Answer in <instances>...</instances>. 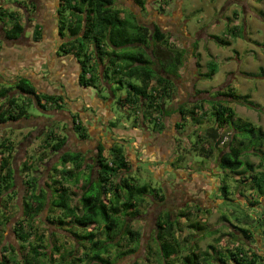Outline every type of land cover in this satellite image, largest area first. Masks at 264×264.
Segmentation results:
<instances>
[{
    "label": "trees",
    "instance_id": "trees-1",
    "mask_svg": "<svg viewBox=\"0 0 264 264\" xmlns=\"http://www.w3.org/2000/svg\"><path fill=\"white\" fill-rule=\"evenodd\" d=\"M133 1L142 10H145V0ZM60 3L66 6V9L75 11L72 12L75 15H72L75 24L70 30L68 29L66 34L69 40L62 42L58 48L60 52H57L74 56L79 54V51L84 53L82 62L77 59L81 86L96 88V84H100L106 91L108 90L107 86H110L109 93L113 94L112 84H109V68L104 64L103 59H106L107 56V63L116 60L127 61L128 64L125 68L113 69L112 81L118 85L117 88L123 87L122 83L125 78H129L128 80L133 78L136 81H127L128 91L125 97L118 99V104L140 110L137 116L142 122L149 123V121L155 120L154 129L161 130L163 124L159 120H161V116L171 112L166 110L165 114L164 106L167 105L174 89L170 84H174L173 81L179 78V70L186 59L185 50L171 44L168 36H165L158 27L151 31L139 24L133 14L121 15L123 10L114 6L115 0H61ZM159 10L163 11L162 8ZM5 19L10 24L4 32L5 37L8 40L17 39L23 30L20 14L16 10L8 11L0 6V20L4 24ZM58 22L59 32L62 35L63 23L60 22V19ZM228 32L233 37L242 36V32L235 25L228 26ZM34 35L35 39L40 38L38 25L35 27ZM210 37L219 45L230 44L227 39H222L217 35H210ZM126 47L131 48L132 52H126ZM210 65L209 61L207 67L210 68ZM215 71V69L210 70L204 75L212 77ZM218 95L250 107L257 106L249 100L248 95L240 96L231 87L218 92ZM19 96L22 99H19ZM41 100H44V103H41ZM31 101L44 114H47V110L61 109L63 104L62 96L37 93L28 80L21 77L13 85H0V126L7 122L28 119L31 114H29L27 106ZM211 107L213 111L210 114L215 125L208 127L206 136L196 135L193 148L201 153L202 157H210L215 148L218 149V144L221 143V136L218 135L217 129L227 125L232 127L233 134L224 148L220 149L217 165L222 170H229L241 175L242 177L239 179L242 184L250 182L258 188V194L264 197V169L249 173V175L246 174L252 170V165L248 161L242 160L244 149L234 144L240 135L243 139H248L251 145L254 143L253 149L255 150L257 146L262 145L263 141L260 129L235 118V111L226 99L212 100ZM179 112L183 122L189 118L195 125H200V119L206 114L202 106L196 104L189 107L183 105ZM71 120L72 130L77 133L79 138L86 140L84 124L74 115L71 116ZM110 125L112 126L113 122ZM176 126L179 128V123ZM34 132H37V135L43 133V144L40 148H45V150L34 157L30 155L26 157V160L24 158L25 161L23 160L21 167L17 169L22 178L20 185L22 187L21 209L23 216L12 225L11 229L16 242H18V247L1 240L0 264H8V262L11 264H50V261L53 260L52 254L59 252L62 248L60 240L55 239L57 233H48L49 240L46 245H43V234H38L30 241L32 230L35 229L34 220L44 210L47 212L43 223L46 222L56 227L55 221H57L60 227H67V229L60 228L59 230L64 231L66 237L74 242L73 248L67 252L69 256L73 255L79 245L83 247L82 258L77 257L76 261L83 262V259H90L97 264H111L109 258L103 257V254L108 255L110 243H113V247L120 246L119 242L115 241L118 233H122L123 237L127 239V249L118 251L120 254L117 256L122 257L134 253L141 233L131 227L130 220L139 215L138 207L146 202L145 199L149 196V191L147 192L146 186L136 187L133 183V177L128 174L132 166L123 146L114 144L107 148L105 155L103 153L105 147L99 145L98 157L91 160V165L87 162L88 160L86 161L83 152L62 151L65 137L63 134H57L55 129L45 126ZM34 138L36 139V137ZM239 142L240 144L244 143L243 140ZM46 150L51 155L59 154V156L47 172V180L41 184L38 166L44 164L49 158L45 154ZM0 154L2 155L0 161V222L6 224L11 219L6 216L5 211L17 199L20 191L16 184V169L13 164L15 146L8 136L0 138ZM180 160L181 157L175 162ZM94 165L97 167V175L91 177L90 169ZM242 166L245 168L240 170ZM260 167H262L261 164ZM84 170L87 171L85 175ZM82 173L85 179L80 185L82 191L78 197L79 205H72L74 190L78 186ZM150 191V195L154 194L155 198H163L158 189L151 188ZM219 191L224 199L228 200L229 189L224 180H222ZM259 202L254 200L251 204L255 205ZM180 215L185 216V213H180ZM163 216V220H160V216L157 220L154 237L163 264H175L173 262L175 258H180L181 264H211L216 259H224L225 254L213 244H209L208 248L215 253L216 257L208 250L199 256L194 249H191L192 244L189 245V253L183 256L181 254L182 245L175 235L176 232L181 231L178 218L173 220L168 213ZM99 222L103 223L105 240L97 238L96 229ZM256 222L264 225V209L263 218L256 219ZM189 227L198 231L202 229L199 222L190 223ZM77 230L84 231L81 233ZM240 231L245 238L251 236L247 228H241ZM229 234L234 235L233 233ZM34 235L36 234L34 233ZM84 243H87L88 246ZM132 244L136 246L131 247ZM242 245L237 244L231 250L226 249L229 259L235 264H256L260 257L259 254L250 250L249 247L245 249ZM15 249H17V254H15Z\"/></svg>",
    "mask_w": 264,
    "mask_h": 264
},
{
    "label": "rangeland",
    "instance_id": "rangeland-1",
    "mask_svg": "<svg viewBox=\"0 0 264 264\" xmlns=\"http://www.w3.org/2000/svg\"><path fill=\"white\" fill-rule=\"evenodd\" d=\"M18 1L22 2L25 0H3V2H1L2 5L0 6L3 9L11 11L9 8L12 9L13 4ZM55 1L57 2V0H54V3L52 4L54 7ZM152 1L153 0H145L147 3V9L144 11L139 10V8L129 0H116L114 6L123 10V16L135 13L137 20L141 23H147L148 21L154 22L157 20L161 27L168 28L170 25L165 22V19L161 17L158 19V16L156 14L153 15L151 10L153 7L155 9L163 7L162 10L167 11V6H163L162 2H165V4L171 2L169 13H172L174 10H177V8H174L173 4L178 0H156V6L153 5L155 2ZM4 3L6 4V7H4ZM52 5L48 6L50 11H54ZM180 5L182 12H180L181 15H179V17H181L182 21H187L188 27L192 33L191 35L195 33L194 28L199 25L195 38L197 40L196 48L201 47L202 51L197 63L199 64L198 70L194 65V61L191 60L188 65V61L186 63L184 62L179 70V78L174 80L176 85L171 83L170 86L171 88H174V93L176 88L182 92L183 84H185L186 88L192 87V89L194 85V89L198 92V96L197 99H193L192 102H196L197 106L201 105L203 110L206 111V114L200 119V125H195L189 120V118L183 122L180 115L172 111L167 118L159 120L160 123L163 124V128L158 132L160 135L152 136L153 139L148 143L149 146H146V149L151 152L150 155L152 159H150L142 148L136 149L135 146H131L130 144V141L141 143L143 140L142 138H146L141 129L143 127V122L139 116H137L138 111L136 112V109L133 107L130 108L118 104V99L125 97L128 91L127 81L135 82L136 80L133 78L130 80H128L129 78L123 79L122 88H117L118 85L112 81L113 69L125 68L128 64L127 61L116 60L108 62V64L106 60L107 56L105 57L106 59H103V61H105L104 64L108 65L107 68H109V84H112L113 94H110L109 91L107 92L104 86L100 84H96V88H82L84 91L89 92V95L92 94L94 96V94H98L103 101L111 100L110 103L107 104V107L113 113L111 120L112 122H115L116 128L120 129V133H114L115 131L113 128H110L109 126L98 125L99 128L104 130V133L107 136L105 140L108 145H110L113 140L117 141V135L119 134L125 133L133 135L135 132V127L133 128L135 125L133 118L135 119L138 117L135 122H137L136 124L138 126H136L140 129L139 138L132 136L127 139L128 137H125V141H122L123 144H120L118 141L119 144L123 146L124 150L125 147H129L130 149L128 155H130L129 160L132 168L128 174L133 177V183L136 187L146 186L149 195L151 194L150 189L156 188L159 190V193L165 197L163 200L154 197L153 200L154 202H157V204L149 206V196H147V199H145L146 202L138 207L139 214H141L130 220L131 227L139 230L142 236L141 244L135 253L130 256L124 255L122 258L117 256V254H120L118 251L127 249V239L123 237L122 233H118L115 241H118L120 246L113 247V243H110L111 246L108 248V255L103 254V257L107 259L109 258L111 264H163L158 253L156 242L153 241L154 226L151 224L154 211H159L158 215H162L160 216V220L164 219L163 215L166 213L170 214L173 220L178 218L181 231L176 232L175 235L178 237L182 245L181 254L183 256L189 253V245L191 244V249H194L199 256H201L202 252L206 250L212 252V250L208 248V245L213 244L225 254V257L222 260L216 259L212 261L211 264H235L229 259L226 249L231 250L237 244H243L242 246L245 249L249 247L250 250L259 254L260 257L256 264H264V225H260L256 222V219L261 220L263 218L264 197L258 194V188L254 187L250 182L242 184L240 182L241 175L230 172L229 170H222L217 165L220 149L224 148L225 144L233 134L232 127L227 125L217 129V133L221 136V141L224 140V143H219L217 146L218 149L215 148L210 157H202L201 153L193 148V142L196 140V135L206 136L208 127L215 125L213 117L210 114V112L213 111V108L211 107L212 100L217 101V99H226L235 111V118H239L242 122H248L251 125H255L262 133V145L257 146L255 148L256 151L253 149L254 143L251 145V143L248 142V139H243L240 135L234 142L235 145H239V148L242 147L244 149L241 156L242 160L248 161L252 165V170H249L246 174L249 175V173L251 174L255 171L264 169V14H261L264 13V0H182ZM65 7L66 6L61 4L58 9L59 15L57 16V19L58 21L60 19V22L63 23L64 29L62 35L59 34V36L66 40L68 29L70 30L75 24L73 20V16H75L73 13L75 11L73 9H66ZM18 13L21 15L20 11ZM51 15H53V13H51ZM82 23L84 24V22ZM232 25H235L242 32V36L233 37L229 34L228 26ZM54 33V30H49L45 33V41L37 42L39 43L38 48H41L40 50H46V53L53 51V48L56 46V35H54ZM210 34L217 35V37L222 39H227L230 44L224 46L219 45L212 40H208ZM27 36H30V33H27L25 37ZM202 38H206V40H201ZM171 41L180 45V41L178 40L175 42L174 39H171ZM188 42L189 41L187 40L184 41L186 47H192ZM15 45H17V48L23 46L19 41ZM9 48L10 47H8V49ZM126 48V52H132L131 48ZM195 49L192 50L194 51ZM58 52L60 51L58 50ZM188 57L190 60L191 56L188 55ZM61 58L62 60L65 58V64L69 61L72 63L68 56ZM75 58L82 62L84 53L79 51V54H77ZM9 59L11 60L12 57L10 56ZM57 59L53 61L54 64L50 66L49 71L54 70L55 72L59 71L60 73L61 70L59 69H63L62 63L57 61ZM71 59H73V57ZM206 61H210V68L207 67ZM37 63L38 61L36 60L35 64L37 65ZM59 65L60 67H57ZM186 65L187 69L185 68ZM214 69L216 71L212 77H206L204 75L208 71ZM44 70H38L40 79H44L47 74V70L45 68ZM8 72L9 71H5L7 74ZM62 74L68 83L76 84L78 66L77 70L76 68H64L63 71H61L60 76ZM183 77H185V80H183ZM31 83L33 84V82ZM136 83L138 84L139 80ZM227 87H231L235 93L240 96L248 95L249 100L253 101L257 106L255 108L250 107L235 101L233 102L229 98L219 96L218 92L225 91ZM111 95L114 96L112 97ZM19 99L22 98L19 96ZM65 105L66 104H64V106ZM190 105L192 104L187 103V107ZM64 106H62V108H65ZM27 110L29 114H31L29 116L30 120L18 123L16 124L17 126L24 123L26 126L32 124L35 125L37 121L34 120L33 117L41 116L48 119L51 115V112L49 111L48 114L40 112L32 101L27 106ZM44 121L46 122L47 120ZM154 121L155 120H152V122L149 121V123H147L149 125L148 128L152 131L154 129ZM177 122L180 125L179 128L176 126ZM88 124L90 128L96 126L93 119H91ZM2 126H4L5 129L0 131V138L8 136L12 139V143H14L15 146H18L19 141L24 138V135L22 134L23 132H16L15 127L9 128L7 125ZM86 127V130L89 132V127ZM51 128L55 129L58 134H64L65 131L69 132L68 147L70 149L75 147L77 150H83L85 158L91 157L93 156V153H95L92 149V147H94V142L91 140V136L94 137L93 139L96 138L91 133L85 131L87 139L76 140V138H74L75 136H73V131L71 130L70 132L67 130V127H63L61 123H58V125L56 123L55 125H52ZM28 133L29 134L25 135L28 137L26 142H23L26 147L24 145V147H21L22 153L19 152V149H15V162L17 165L21 161L20 158L22 155H33L32 157H34L41 151L45 150V148H40L41 144H43V133H40V135H37V132ZM34 137H36V139ZM171 137L173 138L172 143H170L169 140ZM240 140H243L244 143L240 144ZM118 142H116L117 145ZM170 146L173 148H170ZM23 148H25L26 151H23ZM163 149L166 153H163ZM106 152L107 147L104 149L103 153L106 155ZM124 152L126 153V151ZM171 152L173 155L175 154V156L171 157L168 154H171ZM45 154L49 158L44 164L38 166L39 181L41 184L43 181L47 180L46 176L50 169L49 167H51L58 159V155H51L47 150ZM179 157H181V160L175 162ZM169 158H171L176 165H174L175 172L174 170L170 171L167 169L170 162L164 164V161ZM260 164L262 167H260ZM244 168L245 167L242 166L240 170H243ZM86 172L87 171L85 170L83 171L84 175ZM83 173L79 179L78 186L74 190L71 202L72 205H79L78 197L82 191L80 185L83 184L85 179ZM124 175H126V173H124ZM162 179L163 181L166 180L165 185L162 183ZM222 180L225 181L229 189V194L227 195L228 200H225L219 191V187L222 185ZM167 189L169 190L167 191ZM151 196H154V194ZM254 200L260 202L253 205L254 203H251ZM21 203V199L14 200L10 208L5 211L6 216L10 217L11 220L6 224L0 222V241L2 240L4 243H11L12 245L15 244L16 247H18V242H16L11 228L12 225L23 216ZM146 208L148 209L146 210ZM46 212L47 210H44L34 220L35 229L34 231L32 230L30 241L38 234H43V245H46L49 240L48 233H57L55 239L60 240L62 248H60L59 252L52 254L53 260L50 261V264H97L90 259H83V262L76 261L77 257L82 258L81 250H83V247L80 245L81 249H79L80 247L78 246L72 256L67 254V252L73 248L74 242L66 237L67 235L64 231L59 230L60 228L67 229V227H60V224L57 221H55L56 227L46 222L43 223ZM183 212L185 213V216L180 215V213ZM194 222L200 223L202 227L200 231L189 227L190 223ZM241 228L249 229L251 236L245 238L240 231ZM80 230H82V228H80ZM80 230L77 231L81 233L84 231ZM34 233L36 235H34ZM229 233H233L234 237ZM96 234H98L97 238L105 240L106 234L104 232L105 236L103 235L102 222L98 223ZM84 245L88 246L87 243H84ZM21 252L23 253V250ZM21 252L20 256L22 254ZM0 254H2L1 250ZM15 254H17V249H15ZM212 255L216 257L213 252ZM173 262L175 264H181V259L175 258ZM8 264H11V262H8Z\"/></svg>",
    "mask_w": 264,
    "mask_h": 264
},
{
    "label": "crops",
    "instance_id": "crops-1",
    "mask_svg": "<svg viewBox=\"0 0 264 264\" xmlns=\"http://www.w3.org/2000/svg\"><path fill=\"white\" fill-rule=\"evenodd\" d=\"M40 1H41L40 3L39 2L37 3V8H38V10H40V14H41V19L38 20L40 22V24H38L39 29H40V34H41L40 35V37H41L40 42H42L43 40L45 41V35H46L45 33L46 32H48L49 30L50 31L54 30V32H55L54 35H56V39H55L56 40V46H55V48H53L52 52L49 51L48 53H46V50H40L41 48L40 49L38 48L39 43H37L36 41H33L31 39V31H32L31 29L26 30V32L23 35L24 38H22L23 40L21 39V37L17 38V39L22 40V42H19V43H22V45H23L22 47L17 48L16 47L17 45H15L16 43H14V44L9 43L8 41L1 40V38H0V85H4V84L6 85V83H5L7 81L6 79H9L10 83H12V82L14 83L15 78L17 80L21 77H24L36 89L37 92H44L47 94L62 96L64 98L62 106H64V104H66L64 106L65 108H61L59 110L52 109V110H55L54 116H57L59 118L57 125H58V123H61L63 127L66 126L67 130H69L71 132L72 126H73L71 116L74 115L80 119L82 124H84L85 131L88 132L86 130L87 129L86 126L89 127L88 122H90V120L93 119L94 123H96V126L94 128L89 127L90 130L88 133H91L93 136H95L96 139H94V140H97L98 143L103 144V145H107L106 147H108L112 144V142L110 145H108L106 143V140L104 139V136H105L104 130L102 128H99L98 125L99 126H101V125L102 126L103 125L109 126L110 128H113V130L115 131L114 133H120V129L116 128L115 122H113L112 126L110 125V123H112L111 117H113V113L111 112V110L108 109L107 104H109L111 100L103 101L98 94H94V96L92 94L89 95V92L84 91L82 89L84 87L78 85V83L70 84L65 79L63 74L60 76L61 71H63L64 68H67V69H71V68L75 69L76 68V70H77V66H78V70H79V63H78V61L74 55H71V54L62 55V53L57 52L58 51L57 45H58L59 41H62L65 39L59 38V34H60L59 26H58L59 22H58V19L56 18V14H54L56 12V8L58 7L56 1H55V7H54V5H52L54 3V0H40ZM129 1H131L136 7H138L140 9V7L133 0H129ZM155 1L156 0H153L152 2H155ZM1 2H3V0H0V5H2ZM170 3L171 2H169V3L167 2V11H165V13H163L164 14L163 16L155 13L156 9L154 7L151 10L153 15L156 14L157 16H161V18L165 19V22L168 20L176 21V19H178V22L181 23L182 20H181V17H179V15H181L180 12H182V8L180 5V3H182V0H178L175 2V4H173L174 8L175 9L177 8V10L176 11L174 10L172 13H169L170 8H171ZM51 5H52V7H54V11L49 10L48 6H51ZM153 5L156 6V2ZM162 5L165 6V3L162 2ZM4 7H6V4L4 5ZM145 7L147 9V3L146 2H145ZM161 8L163 9V7H161ZM9 10H12V11L13 10H16V11L19 10L20 11L18 3L13 4V8L12 9L9 8ZM20 13H21V11H20ZM51 13H53V15H51ZM20 17H21V15H20ZM8 23H9L8 20L5 19V27H7ZM215 23H216V21H215ZM186 25H187V30L191 36V31L188 27V23H186ZM198 28H199V25H197L194 28L195 32L198 31ZM27 33H30V36L25 37ZM210 35H214V34H210ZM210 35L208 36V40H212ZM171 38L174 39L173 37H171ZM181 39L183 40L184 45H185L184 41L187 40V41H189L188 43H190V41H191L188 36H186V37L183 36ZM201 40H206V38H202ZM25 42L30 43V45H25ZM30 46H32V47H30ZM8 47H10V48L8 49ZM195 48H192V47L188 48L189 50L190 49L191 50L190 51L188 50V52L185 53V56H186V59L188 61L187 65L192 60V61H194V65L196 66V69L198 70L199 64H197V63H198L199 55H201L202 49H201V47L196 48V49ZM192 49H195V50L193 51ZM188 55L191 56L190 60H189ZM10 56L12 57L11 60L9 59ZM34 56H35V59H34ZM66 56H68V58H70L69 60H71L72 63L69 61L68 63L65 64V62H64L65 58H63V60H62L61 57H66ZM72 57H73V59H71ZM55 59H57V61H60L62 63L63 69L62 68L59 69V70H61L60 73H59V71L55 72L54 70L49 71L50 66H52V64H54L53 61ZM36 60L38 61L37 65L35 64ZM73 63H74V65H73ZM207 63H208V61H206V64ZM34 65H36V66H34ZM187 65L185 66L186 69H187ZM73 66H75V67H73ZM57 67H60V65ZM44 68L47 70L46 71L47 74H46L44 79L43 78L40 79V75H39L38 70L39 69L44 70ZM5 71H9L8 74L5 73ZM183 80H185V77H183ZM31 82H33V84ZM107 87H108V90H107V92H108L110 86H107ZM182 87L185 88V84H183ZM112 97H111V99H112ZM135 111L136 112L138 111L137 113H139L140 110L136 109ZM164 113H165V111H164ZM170 114H171V112L168 115H170ZM168 115H165V117H163V118L164 119L167 118ZM43 118H44V120L46 119L45 117H43ZM135 119L137 120L138 118H135ZM135 119L133 118V120H135ZM29 120L30 119H21L20 121L12 122V123H14L13 127H15L16 132H23L22 133L24 135L23 137H27L25 135L29 134L28 132L33 133L36 130L35 128H33L34 125L32 124V125L26 126V124L24 123V124L17 126L16 124L21 123V122H26ZM7 123H5V125H7ZM136 123L137 122H135V125L133 124L134 125L133 128L135 127V129H134L135 132L134 131H133L134 133L132 132L133 135H129V134H125V133L119 134V135H117L118 140L116 142L119 141L120 144H123V142L125 141V137H128L127 139L131 138L132 136L139 138L140 129H139V127H137L138 125ZM147 123H148L147 121H145V122L143 121V127L141 128L143 130V134L146 138H142L143 140L141 141V143H138L135 141H130L131 142L130 144H131V146H135L136 149L142 148L143 151L147 153L148 157L150 159H152V157L150 155L151 152H149L146 149L147 148L146 146L148 145L149 142H151V139H153L152 136H154V135L157 136L158 134L160 135V133H158V132H160V130L153 129V131H152L151 129L148 128L149 125ZM49 127L51 128L52 124ZM4 129H5L4 126H1L0 131L4 130ZM12 129H14V128H12ZM73 133H74L73 136H75L77 134L74 131H73ZM19 134H21V133H19ZM99 135L102 138H100ZM169 140H170V143H172L173 138L171 137ZM113 142H115V141H113ZM14 146H15V144H14ZM170 148H173V147L170 146ZM129 150H130L129 147H125L124 151H126V154L128 157H130V155H128ZM23 151H26V149L23 148ZM76 151H80V150L76 149ZM163 151H164L163 153H166V151L164 149H163ZM19 152L22 153L21 148L19 149ZM168 154L171 157L175 156V154L173 155L172 152H171V154L170 153H168ZM28 156H30V155H26V156L22 155V157L20 158L21 161L17 165L15 162L16 156L14 155L15 159L13 160V164L15 162L16 166L15 165L14 166H15L16 174H17L15 179H16V184L20 188L19 195L17 196V200L21 199V194H22V191H21L22 187L20 185L22 178L19 176L17 169L21 167L22 161L24 160V158L26 160V157H28ZM1 157H2V155L0 154V161H1ZM170 159L171 158H169L168 160H170Z\"/></svg>",
    "mask_w": 264,
    "mask_h": 264
},
{
    "label": "flooded vegetation",
    "instance_id": "flooded-vegetation-1",
    "mask_svg": "<svg viewBox=\"0 0 264 264\" xmlns=\"http://www.w3.org/2000/svg\"><path fill=\"white\" fill-rule=\"evenodd\" d=\"M17 1V0H16ZM40 3L41 1L40 0H25V1H22V2H16V3H18V6H19V9H20V11H21V21H22V24H23V30H22V32H21V34H20V36H18V37H21V39L22 38H24V33L26 32V30L27 29H31L32 31H31V39L33 40V41H36V42H40V40H41V37L39 38V39H35V35H34V33H35V27H36V25H38V24H40V22L38 21V20H40V18H41V14H40V10H38V8H37V3ZM115 2H116V0H115ZM57 5H58V7L56 8V12L54 13V14H56V18H57V16L59 15L58 14V9H59V7L61 6L60 4V0H58L57 2ZM115 4V3H114ZM29 5V6H28ZM165 6H167V4H165ZM118 8V7H117ZM139 10H141V11H144V10H142L141 9V7H140V9ZM145 10H146V7H145ZM133 13V12H132ZM155 13H157V14H159V15H164L163 13H165V11H161V10H159V9H156L155 10ZM122 15V14H121ZM133 15L135 16V18H136V15H135V13H133ZM161 16H158L157 18L159 19ZM136 21L139 23V24H141V25H143V26H145L146 28H148L149 30H151V31H153L154 30V28L155 27H158L163 33H164V35L165 36H168V39H169V42L171 43V44H175L174 42H172L171 41V37H173L174 38V41L175 42H177V40L178 41H180V45H178V44H175V45H177L178 47H180V48H182L183 50H185V53L186 52H188V47H186V44L184 45L183 44V40H181V38L183 37V36H188L189 38H190V45L192 46V48H195L196 47V45H197V42H196V33H197V31L193 34V35H191L190 36V34H189V32H188V30H187V25H186V23H187V21H181V23H179L178 22V19H176V21H173V20H168V21H166L167 22V24H169L170 26L168 27V28H165V27H161V25L158 23V21L156 20V21H148L147 23H141V22H139L138 20H137V18H136ZM166 24V25H167ZM9 26H10V24L8 23V25H7V27H5V24H4V22H2L1 20H0V38H1V40H6V41H8L9 43H17L18 41L20 42H22V40H20V39H14V40H8L6 37H5V30L6 29H8L9 28ZM192 34V33H191ZM41 35V34H40ZM59 38L61 39V37L59 36ZM176 38V39H175ZM69 40V38L67 37L66 38V40H62V41H59V43H58V45H57V48H59V46L61 45V43L62 42H65V41H68ZM25 45H30V43H27V42H25ZM185 62H187V59H185ZM78 74H79V70H78ZM77 74V79H76V82L78 83V85H80L81 86V84H80V82H79V75ZM19 78V77H18ZM7 81L5 82L6 83V85H13L14 83H16V78H15V80H14V83L12 82V83H10V81H9V79H6ZM173 81V80H172ZM174 82V81H173ZM174 84L176 85V83L174 82ZM5 85V84H4ZM178 87V86H177ZM178 88H176V91L173 93L172 92V94H171V96H170V99L168 100V103H167V105L166 106H164V111L165 112H167L168 110H170L171 112L173 111L174 113L176 112L178 115H180V109H181V107L183 106V105H187V103L188 104H196V102H192L193 101V99H197V96H198V92L194 89V85H193V89H192V87L190 88H184V87H182V92L181 91H179V90H177ZM192 89V90H191ZM15 90V89H14ZM36 90V89H35ZM37 92V91H36ZM16 92H14V94H15ZM37 93H44V92H37ZM17 94V93H16ZM62 99L64 100V98L62 97ZM187 101V102H186ZM63 105V104H62ZM167 110V111H166ZM48 111L49 112H51V115H50V118H48V119H45V120H47L46 122L44 121V118L43 117H41V116H35V117H33V119L34 120H36L37 121V123L34 125V128L35 129H43V127H47L48 125L50 126L51 124L52 125H55L57 122H58V117L57 116H54V112H55V110H47L46 112H47V114H48ZM43 113V112H42ZM44 114V113H43ZM163 117H165V116H163ZM162 116H161V119L163 118ZM13 122V121H12ZM12 122H8L7 123V127H13V125H14V123H12ZM178 123V122H177ZM176 123V124H177ZM102 126V125H101ZM58 134V133H57ZM91 136V135H90ZM63 137H65V143H64V145H63V148H62V151H67V150H71V151H76V148L74 147L73 149H70L69 147H68V139H69V132H67V131H65V133L63 134ZM106 135L104 136V139H106ZM27 138L28 137H24L23 138V140L21 139V141H19V143H18V146H16L17 147V149H20L21 147H23V145H24V143L23 142H26V140H27ZM74 138H76V140H82L81 138H79V136L76 134L75 135V137ZM94 137H92L91 136V140L93 139ZM114 141V140H113ZM93 142H94V147H92V149H93V151L95 152V153H93V156H91V157H88V158H85L86 159V161L88 162V163H91V165H92V162H91V160L93 161V159H95L96 157H98L97 155H98V147H99V145H102L103 147H105V149H106V146L105 145H103V144H100V143H98L97 142V140H94L93 139ZM114 144H117L116 143V141H115V143H113L112 142V144L110 145V146H112V145H114ZM119 144V143H118ZM109 146V147H110ZM146 146V145H145ZM16 147H15V149H16ZM67 148H69V149H67ZM108 148V147H107ZM81 152H83L84 153V151L83 150H80ZM15 156H16V150H15V154H14ZM55 155H58L59 156V154H55ZM16 158V157H15ZM14 157H13V160L15 159ZM167 162H170V164H168ZM168 164V166H167V169L168 170H170V171H173L174 170V172H175V167H174V162H173V160H166V161H164V164ZM14 165H15V162H14ZM176 166V165H175ZM50 168V167H49ZM97 167L94 165V166H92V168L90 169V175H91V177H96V175H97ZM94 173V174H93ZM177 173V172H176ZM17 175V174H16ZM162 181H163V179H162ZM165 181L166 180H164L162 183L165 185ZM169 189H167V191H168ZM172 190V189H171ZM166 196V195H165ZM165 197L163 196V198H162V200L164 199ZM147 199V198H146ZM154 196H151V195H149V197H148V200H149V202H150V204H149V206L150 205H155V204H157V202H154ZM149 208V207H148ZM148 208H146V210L148 209ZM155 210H156V208H155ZM141 214V213H140ZM139 214V215H140ZM144 214V213H143ZM159 214V211H154V215H153V218L151 219V224L154 226V228H153V241H155L154 240V237H155V231L157 230V220H158V218H159V216H161V215H158ZM141 241H142V236H140V240L138 241V244H137V248H136V250H135V252L138 250V248H139V246H140V244H141ZM131 246H136V245H134V244H132ZM134 252V253H135ZM133 254V253H132ZM132 254H127V255H125V256H130V255H132ZM122 258V257H121Z\"/></svg>",
    "mask_w": 264,
    "mask_h": 264
},
{
    "label": "built area",
    "instance_id": "built-area-1",
    "mask_svg": "<svg viewBox=\"0 0 264 264\" xmlns=\"http://www.w3.org/2000/svg\"><path fill=\"white\" fill-rule=\"evenodd\" d=\"M41 103H44V100H41ZM221 143L223 144V143H224V140H223V141H221Z\"/></svg>",
    "mask_w": 264,
    "mask_h": 264
}]
</instances>
